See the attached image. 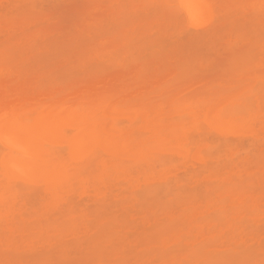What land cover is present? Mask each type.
<instances>
[{"label": "bare ground", "instance_id": "bare-ground-1", "mask_svg": "<svg viewBox=\"0 0 264 264\" xmlns=\"http://www.w3.org/2000/svg\"><path fill=\"white\" fill-rule=\"evenodd\" d=\"M19 1L4 11L12 1L0 0L6 37L15 28L8 27L12 13L25 9ZM55 1L46 8L57 7V24L36 0L26 1L24 13L47 12L38 19L53 20L52 34L65 29L59 36L83 32L61 26V18L71 19L63 9L75 10V3L82 20L98 14L88 21L100 26L124 12L110 0ZM161 1L145 6L157 9ZM177 1L191 19L210 15L213 28L203 36L197 29L189 51L178 47L169 65L155 67L158 73L168 66L167 77L159 70L166 80L155 78L164 81L162 92L133 80L130 62L138 70L148 64L145 54H131L96 70L95 79H107L93 101L91 94L0 100V264H264V1L249 0L257 3L250 8L247 0ZM236 12L261 27L254 26L256 37L245 28L228 30ZM102 36L101 43L114 40ZM191 73L197 74L190 79ZM178 75L189 76V88Z\"/></svg>", "mask_w": 264, "mask_h": 264}, {"label": "rangeland", "instance_id": "rangeland-1", "mask_svg": "<svg viewBox=\"0 0 264 264\" xmlns=\"http://www.w3.org/2000/svg\"><path fill=\"white\" fill-rule=\"evenodd\" d=\"M11 1H12V3L11 2L10 3L5 2L7 4L9 3L8 5H10V6L4 5V3H3L2 4L3 6L2 5L1 6L5 10L1 9L0 12H3V14H4V11H6L8 9L7 7H14L15 4H18L16 2H13V0H11ZM21 1L24 2V4H25L24 7L27 10V8L29 7V5H28L29 3L26 2L27 0H21ZM21 1H19L20 4L23 3ZM52 1H55V0H51V2ZM65 1H64V4H65ZM80 1H82V0H80ZM99 1L100 2H107L108 0H99ZM131 1L132 0H130V2ZM159 1H161V0H159ZM162 1L157 3L158 4L157 9L148 10L145 6V0H133V2H131V4L129 3V0H110V3L107 2V3H109V5L111 4L114 6V4L116 3L114 8L116 6L118 8V6L121 5L120 7H122V8H120V10L123 9L124 12H122V10H121V12H122L121 15L119 14L121 12H118V13L115 12V14H113V15L115 16L117 13V16L120 18L119 19L117 18L116 20H114L115 18H112V19H110L111 22H108V21H107V23L103 22L104 24H102L101 26L99 25V23L101 24L102 21L101 22L97 21L100 17L98 16V14H95V13H94L95 17L96 18L99 17V18H97V20L94 21V23L91 21H88L91 19V17H93L92 15H91V17L89 16L91 14V12L90 13L88 12L86 14L89 17L88 16H87V18L84 17L85 19L82 20V18H83L82 16H84V15L79 13L80 10L78 12L76 11L80 8V7L75 8L76 6H78L77 3H75L76 6H74V4H73L74 9H75V10L72 9L73 11H71V10L69 11L68 9H67L68 11H66L65 7H64L65 9H63L65 11L64 12L65 16L68 15L69 18H71V19L68 18L70 20V22L68 19H67L68 21L66 20L68 22V24H67V22L64 21L66 18H61L62 16L60 14H62L63 12L60 13V10L62 11L63 7L60 6V7H58L59 8V11H58L59 15L58 16H60L59 18H61V20L63 19L61 26L67 27V25L75 24L78 27L84 28L83 30H81V31H83L81 33L80 32L78 33V31L76 30L77 33H75V35H73V36H72V34L70 36H67L69 33L68 34L65 33L64 35H66V36H62V35L59 36V33L63 34L64 32H66L65 29H63V30L59 29L61 27L60 25H57V26H59V28L58 27L57 28L61 32L58 31L59 32L58 33L57 29H55L57 34L55 31L53 34L50 33L51 29L52 28L54 29V26L51 24V22L53 23V20L51 22L48 21V23L50 24L49 25V24L43 22L45 20H42V17H41V19L40 18L38 19V16H41L44 13V12L43 13L41 12L42 14H40L38 12L44 11V9L37 11L38 15L37 14L35 15L33 13H31L33 15L29 14V10L26 13H24L25 9H23V11L20 15H17L19 13L15 14V12L12 13L14 15L11 16L12 19L10 20L8 27H11V28L15 27L12 29L13 33L12 34L10 33L12 35V37H13V35L15 36L13 39L10 36V34H7L8 36L6 37V35L4 34L6 23L4 21L0 22V55H2L0 57V67L2 69H4V71L7 69L10 70V73L8 71L4 72V73H0V100H4L5 103L6 102L11 103L14 99H16V100L19 99V100H25L24 103L27 100L26 103H29L28 102L29 100H32V101H33V99L34 100H36V99L40 100L38 98H44V96H45V98H50V99L61 98V97L63 99V97L69 98L68 96H70V95L74 96L76 94H77L76 96L82 97V99H84V96H88L91 94V96H92L91 100H92V98L96 97L95 94L98 96V94H97L98 91H100V94H102L101 90L106 88L104 85H102V83L103 84L105 83V81L102 80L105 77L104 75L101 76L100 79H99V77H97L98 79H95L92 76L93 74L95 76V72L98 71L97 69L100 67L103 69H107V68H104L106 66L110 68L111 64L113 65V63H117V61H114L116 58L122 57L119 59V60H122L123 58H125L126 56L131 55V54L136 56V57L141 56L142 54H145L144 56H146V57H144V58L148 64V66H147L148 69L146 67L147 70L146 69H139L138 70V68L136 67L137 66L136 62L131 61L129 64L130 67L128 66V69L131 70L133 72L132 74H134V76H135V77L131 76V79L134 78L133 80H136L137 83H139L141 85L142 84L146 85L144 87H147L152 91H155V93L156 92L160 93V91L162 92V90L164 88H166L165 87L166 85L165 84L162 85V83L164 81L161 83V82H159V80H162V79L166 80V78H163V76H161L164 73L163 74L159 73L160 67H162V66H160L158 68L159 69L158 70L159 75L156 71L157 68H155V67H157V65H161V64L164 65V63L166 64L167 61L170 60V59H168V56L171 54V52H174V50H176V48H178V47L183 46L184 49H187L189 51V47H187V45L189 46V44H192L190 42L193 39L194 35L197 36L198 33L195 34L197 31L199 32V30H200V32L202 33V36L203 35H210V32L213 28L212 27L213 25H210V18H211L210 15L203 14V12L202 13L200 12V14L197 13V16L195 19H191L184 12V10L180 7L181 3H179V1L175 0L179 4L175 3V2H171V0H169L170 3L169 2L164 3V0H162ZM236 1H237V3L240 2V1L238 2V0H235V3H236ZM247 1H249V0H247ZM250 1L244 2L245 4L247 3L246 6L250 5L252 3ZM262 1H264V0H262ZM36 2H37V4H36L37 6L42 8V6L44 5L43 7L46 8L47 7L46 2H50V0H36ZM198 2L200 3L202 1L201 0H190L189 4L193 3V5H191V6H195L194 4H198ZM257 2H259V0ZM78 3H80V2H78ZM146 3H148L147 0H146ZM240 3H242V2H240ZM248 3H250V4H248ZM254 3L257 4L255 1H254ZM254 3H252V4H254ZM263 3H261V4H263ZM55 4L58 5L59 3H55ZM81 4H82V2H81ZM160 4H161V6H159ZM236 4H234L235 5L234 7L237 6ZM245 4L243 6H245ZM259 4H260V2H259ZM51 5H53V4H51ZM109 5H107V6L109 7ZM238 5H240V4H238ZM4 6H6L7 9ZM64 6H68V3H67V5H64ZM262 6H264V5H262ZM39 7H37V8H39ZM69 7H71V6H69ZM69 7H67V8H69ZM110 7H112V6H110ZM247 7H249V6H247ZM247 7H246V10H250L249 9L250 7L248 9H247ZM252 7H255V5L254 6L252 5ZM252 7H251V10H253ZM92 8H91V11H92ZM117 8H116V10H117ZM232 8H233V5H232ZM99 9H102V8H99ZM240 9L243 10L242 7ZM2 10H4V11H2ZM21 10H22V8H21ZM56 10H57V7L53 12L54 14L57 13ZM87 10H89V8ZM93 10H95V9H93ZM96 11H97V9H96ZM98 11H101V10H98ZM199 11H202V10H199ZM9 12L8 13L6 12V13L10 14L11 12L10 13ZM30 12H31V10H30ZM48 12H49V10H48ZM239 12H238V14L236 12L237 16H234L235 18L238 19V21L236 20L235 25L232 24L233 26L228 28V30H233L234 29L233 27L236 26L240 29H243V28L247 29L244 32L251 31V33H253L256 25H252V23H248V21H250L252 16L249 20H247L246 18L244 19V17H243L244 14L240 15ZM249 12H251V11H248L247 14ZM263 12L264 11L260 12V14ZM34 13H36V12H34ZM46 13L47 12H45L44 14H46ZM51 13L52 12L50 11L48 14H51ZM53 13H52V15H53L52 17H56V16H54ZM244 13H245V17H246L247 14H246V12H244ZM257 13L259 14V12H257ZM28 15H30V16H28ZM254 15H255V13H253V17H254ZM106 16H105V18H104V16L102 18L103 19L107 18L106 20H108L109 17L111 18L112 15L111 16L106 15ZM114 16H112V17H114ZM255 16H257V15H255ZM50 17H48V19H50ZM95 17H93V19ZM257 17H259V16H257ZM56 18H54L55 23H56V20H58V18L57 19ZM102 18L100 20H103ZM253 19L256 21L257 18L256 19L253 18ZM259 19H258V23H259ZM40 20L42 21V24L38 23V21L40 22ZM46 20H47V18H46ZM221 20L222 19H220L217 23L215 22V24L216 25L219 24ZM261 20H262L261 22L263 23V19H261ZM55 23H54V25H55ZM64 23H65V25H63ZM253 24H255V23L253 22ZM257 26H259V25H257ZM258 28H261V27H258ZM197 29H199V30H197ZM205 29H208V30H205ZM228 30H226V31H228ZM261 30H263V32H264V25L262 26ZM233 31H235V29ZM255 31H256V29H255ZM104 32H107L106 34L109 37H113V39H114L113 42H108V43L99 42L98 39L101 38L100 35L102 36V33H104ZM235 32L237 33V31H235ZM257 32H259L260 34L262 33L259 30H257ZM190 33H192V34H190ZM240 33L241 32H239V34ZM54 34H56V35H54ZM253 34L255 36V33H253ZM245 35H247V34L245 33ZM256 35H257V33H256ZM108 36H104V34H103L102 38H104V37L107 38ZM200 36H201V34H200ZM202 36H201V38H202ZM211 36L216 41H220V42L222 41V37L220 35H218L217 33H214ZM247 36H249V35H247ZM9 37H11V39ZM251 37H252V35H251ZM7 38L10 40H8ZM262 38L264 39V36H262ZM104 40H105V38H104ZM38 41H39V43H38ZM207 46L209 47L208 44H207ZM191 47H193V46H191ZM148 50L151 51V52L149 51L150 54H149V52H147ZM146 54H148V55H146ZM157 57H159V59L160 58L161 59L159 61L157 60V62H156L155 58L158 59ZM144 58H142V59L144 60ZM173 59H171V60H173ZM169 63L171 65L174 64L173 61H171ZM167 65H169V64L167 63ZM167 65H165L166 68L162 67L161 69H164L163 71H165L168 68ZM171 67H173V66H171ZM10 68L14 69V71L12 70L13 72H11ZM84 68H86V69H84ZM85 70H88V71H85ZM163 71L161 70L160 72H163ZM166 71H165L166 75L164 74V77L168 76L167 75L168 71L167 72ZM170 71L171 70H169V73H170ZM18 73H20V74H18ZM195 74H197V73H195ZM195 74L191 73V75H189L190 79H192V77ZM157 75H158V79H159L158 81L155 80ZM179 75H178L177 80H179L183 76L182 75L179 78ZM188 77L184 78V76H183L184 82H186L184 85L185 86L187 85V87L189 86L188 84L190 81V79L188 81H186V79H188ZM105 78L107 79V77H105ZM131 79H130V82H131ZM174 80L177 82L176 79H174ZM96 81H99L100 83H98V82L96 83ZM244 81H245V79H244ZM244 81L243 82L239 81L242 86L244 83L247 82V81L246 82H244ZM248 81H249V79H248ZM124 82H125V80H124ZM176 82L174 84L173 81H171V83H173V85H176ZM180 82H181V79H180ZM180 82L178 81V83H180ZM95 83L98 85L101 84L100 87L99 86L97 87ZM132 83H133V81H132ZM178 83H177V86H179ZM182 83H183V81H182ZM131 84H129L130 87H131ZM134 84H136L135 81H134ZM166 84H167V82H166ZM248 84H249V82H248ZM199 85H200V83H199ZM190 86H191V82H190ZM204 86H206V85H200V87H204ZM132 87H134V86H132ZM140 87H143V86H140ZM236 87H237V85H236ZM246 87L248 88V85ZM243 88H245V87H242V89ZM137 89H139V86ZM85 90H88L89 93L85 92ZM106 90H108V89H106ZM244 91H246V90L244 89ZM105 92H104V95L106 94ZM112 93H113V91H112ZM107 94H108V91H107ZM111 95L112 94H110V96ZM85 98H87V97H85ZM96 98H98V97H96ZM162 99L167 100L168 98L162 97ZM7 100H9V101H7ZM32 101H30V103ZM86 101H87V99H86ZM88 101H90V100H88ZM4 102H2V103H4ZM14 102H15V100H14ZM14 102H12V103H14ZM17 102H18V100H17Z\"/></svg>", "mask_w": 264, "mask_h": 264}]
</instances>
